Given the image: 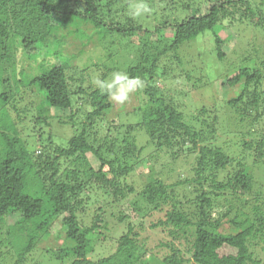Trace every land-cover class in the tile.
Returning a JSON list of instances; mask_svg holds the SVG:
<instances>
[{
    "label": "trees",
    "instance_id": "16d2710c",
    "mask_svg": "<svg viewBox=\"0 0 264 264\" xmlns=\"http://www.w3.org/2000/svg\"><path fill=\"white\" fill-rule=\"evenodd\" d=\"M210 1L152 26L129 0H0V264H264V0ZM100 34L114 46L91 72L49 58ZM123 57L144 87L119 106L93 76ZM54 119L78 126L65 146Z\"/></svg>",
    "mask_w": 264,
    "mask_h": 264
},
{
    "label": "rangeland",
    "instance_id": "374dc122",
    "mask_svg": "<svg viewBox=\"0 0 264 264\" xmlns=\"http://www.w3.org/2000/svg\"><path fill=\"white\" fill-rule=\"evenodd\" d=\"M129 1H130L131 5L135 2V0H129ZM175 1H176L177 4H175V6L172 5L171 7L168 8V7L164 6V2L162 3L161 0H146V3L151 7L152 11L155 12L156 14H158V16H157L158 17V19H157L158 22L156 23V22L152 21V23H151L152 26H156L159 23L160 24L163 23V20L164 21L177 20L178 19L177 14L182 12L181 11V7H182L181 5H183V3L190 2V3H192L193 8H195V6L197 4V6L200 7V12L201 13L206 12L208 10V8L212 4L216 3V2H213V1H210V0H175ZM221 1H227V0H221ZM259 2H260V0H250V4L253 5L254 7ZM143 17H146V15L143 16ZM161 19H162V22H161ZM138 20H139L140 23H143V24H146V25L149 24L145 20L143 21L142 18H139ZM120 21L122 22L124 20H120ZM85 31L88 32L86 29H85ZM217 31H218V34L222 38H225V39L226 38H231L232 36H234V32H233V30L231 28H227L225 30L222 29V28H219V29H217ZM160 34L162 36H164V37H172L173 29L172 28H167V29L164 28V29L161 30ZM98 36H102V37H98ZM98 36L90 37L92 39L90 42H93V41H95V39H97L95 41V43H97V47L98 46H100V47L96 48V47H92V45H91L90 48L88 50H85V53L82 54V56L79 55L78 58L74 57V55H72V54H74V53L76 54V52L82 47V44L80 43L81 40L79 38L74 39L73 37H68V39H67V37H65V40H67V44H66L65 50H66V52L71 53V54L65 53L64 47L54 46V48L51 49V52L52 53L59 52V53H61V56H59L60 58L59 57L57 58L55 56H50L49 58H52L58 64H62V63L66 62L67 64H65V65H68L70 68L76 67L77 71L81 72V71L89 68L90 66H87V65H89L91 63H99V62L105 61L107 53H109L111 51V48L109 46H114V45H109L110 35L104 36V34H100ZM136 38H134V40H136ZM85 40H87V37H85ZM204 40L207 41L208 39L205 38ZM85 43L87 44L88 41H86ZM230 48H232L231 44H230L229 47H226L225 50L228 51V50H230ZM40 54H41L42 57H48L46 49L40 50ZM113 60L115 62V66L114 67H117L118 71H123L128 66V61H127V59L125 57H123L122 59L116 58V59H113ZM48 64H52V63H48ZM220 67H221V65L219 64L218 68L220 69ZM88 71L91 72L92 68H89ZM95 73L98 74L97 71ZM216 74H219V70L216 71ZM93 77L95 78V79L93 78V80L95 81L96 77L95 76H93ZM109 78H111V76H109ZM219 94H220V96H219L220 99H222V98L224 99L226 97V90L219 92ZM117 105L120 106L121 104L117 103ZM118 108H116V112H118V114H120V115L124 111H126L128 109L127 107H124V106L118 107ZM191 109H192V111L194 113H196V110L193 107ZM54 110H55L56 114H62L60 109H54ZM64 113L67 114L66 112H64ZM134 119L136 120L138 118L134 117ZM77 131H78V126L73 127V125H71V124H61L56 119H54L52 121V124L49 126V130H47L48 135L49 134L53 135L56 144L60 145V146H65L67 144L68 140L73 135H75V133ZM26 135H28V130L26 132ZM145 138H146V136H145V134L142 131L138 133L137 142H138L139 146H141L140 144H142V145L144 144ZM226 138H228V137H226ZM239 138H243V137H239ZM247 140H249V139H247ZM239 144H240L239 141H238L237 145L234 144V143H229L228 146L231 147L230 151L231 150H241L242 147ZM32 147L35 149L37 146L34 144ZM148 155H149V153L146 151L143 154V157L146 159ZM145 159H143V160H145ZM180 161H183V159H181ZM162 163H164V162H160V160H157L156 159V155H154L153 165H154L155 169L157 170V172H160L161 168L163 167ZM182 163H184V162H182ZM185 167H186L185 165L182 166L180 168V170L181 171L184 170ZM149 171L150 170L148 168L145 169V167H142V170L137 171L132 176L131 181H133L135 184H138V183L146 180L148 178L149 174H150ZM253 172L255 173V177L257 179H258V177H260V179L262 177V179H263V177H264V168L263 167H260V166L257 165L253 169ZM182 173L185 176H187V174L185 172H182ZM183 174H182V177L184 176ZM259 181H261V180H259ZM255 186L258 187L257 188L258 191H259L260 187H261L260 188L261 191L264 190V186L263 185H259L257 183ZM57 232H58V228H55L53 230V236L54 237L56 236ZM104 253H105L104 248L99 247L97 249V256H102V254H104ZM147 257L149 258V256H147ZM40 261H41V259L39 260V262ZM40 264H45V263L41 261ZM50 264H59V262L58 261H54L53 263H50Z\"/></svg>",
    "mask_w": 264,
    "mask_h": 264
},
{
    "label": "clouds",
    "instance_id": "9594fccd",
    "mask_svg": "<svg viewBox=\"0 0 264 264\" xmlns=\"http://www.w3.org/2000/svg\"><path fill=\"white\" fill-rule=\"evenodd\" d=\"M152 9L146 3V0H135L130 8L129 14L133 18L151 15ZM96 87L106 93L110 101L118 104H125L131 94L144 87V81L140 77H130L127 72L114 71L111 78L106 80L96 79Z\"/></svg>",
    "mask_w": 264,
    "mask_h": 264
}]
</instances>
